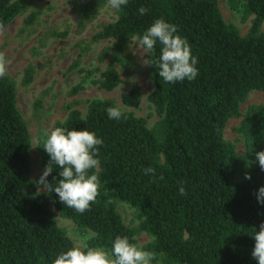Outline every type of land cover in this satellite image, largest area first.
Wrapping results in <instances>:
<instances>
[{
  "label": "trees",
  "instance_id": "obj_1",
  "mask_svg": "<svg viewBox=\"0 0 264 264\" xmlns=\"http://www.w3.org/2000/svg\"><path fill=\"white\" fill-rule=\"evenodd\" d=\"M105 2L83 0L81 19L91 18V8ZM227 3L242 20L251 17L245 35L224 20L218 0H128L120 11L114 10L115 20L90 39H112V62L103 69L86 67L80 62L82 51L73 60L69 68L80 79L70 95L85 83L111 91L120 83L113 62L123 64L128 41L142 37L159 18L177 27L198 60L197 77L174 84L159 77L155 63L148 65L153 84L148 100L158 115L150 126L130 111H122L120 120L109 119L106 109L117 106L110 98L88 99L85 114L75 107L76 100L67 105L55 127L88 130L103 140L97 146L99 165L89 170L101 181L99 195L83 214L63 205L55 192L38 191L31 177V137L17 107L16 83L8 71L0 78V264H52L59 254L76 247L51 206L75 224L84 237V250L98 248L111 255L116 236H127L137 245L136 234L145 231L152 239L141 248L156 253L153 261L163 264H258L252 257L253 235L264 222V205L256 198L264 186V171L255 153L264 151V103H251L243 113L240 103L251 90L264 92V0ZM140 7L148 11L141 15ZM22 8L17 0H0V23L5 26ZM36 15L29 13L24 23L32 24ZM161 47L158 41L151 59L159 58ZM108 54L102 49L98 61ZM33 72L32 65L25 67L23 85L32 81ZM120 98L124 105L137 107L139 86L132 85ZM232 117H241L235 130L243 138V152L223 137ZM44 141L41 136L38 142L46 166L50 156ZM148 167L155 175L144 174ZM59 171L54 166L48 181L61 179ZM119 201L134 208L136 225L124 223Z\"/></svg>",
  "mask_w": 264,
  "mask_h": 264
},
{
  "label": "rangeland",
  "instance_id": "obj_2",
  "mask_svg": "<svg viewBox=\"0 0 264 264\" xmlns=\"http://www.w3.org/2000/svg\"><path fill=\"white\" fill-rule=\"evenodd\" d=\"M17 1L23 8L4 26L3 33L0 34V46L10 62L6 67L16 83L17 107L27 123L31 137L30 169L33 179L38 180L45 169V165L41 162L38 141L41 136L46 140V133L56 128L55 122L65 117L67 105L73 100H76L75 107L82 114L86 112V101L92 97H98L110 98L122 111H130L136 116L144 117L148 126L158 119L154 105L148 100V94L153 88L149 68L148 65L142 64V58L138 52L141 50L137 49L138 46L132 42L134 37L128 41L126 49L122 52V59L125 62L123 64L113 62L120 76L117 87L111 91H105L96 84L85 83L84 89L77 94H69L71 86L80 79L75 70L69 67L81 51L83 54L80 56V62L86 67L99 65L103 69L112 62L111 51L114 47L112 39L90 41L93 32L100 30L116 18L108 2L92 7L93 16L84 20L80 17V6L83 0ZM218 5L224 20L234 24L240 34L245 35L248 32L251 17L242 20L240 14L229 7L227 0H218ZM31 12H36L37 15L32 24L26 25L24 20ZM260 28L264 31V25ZM86 45H88L86 51L82 50ZM104 48L109 51V54L103 61H98V54ZM134 51L136 54H133ZM143 59H147L146 54ZM27 65L33 67V78L29 84L23 85L21 81ZM134 84L138 85L140 90L139 105L126 106L121 102V93ZM251 103H264V92L251 90L245 100L240 103V112L243 113ZM240 119L241 117H232L227 121L223 137L232 142L238 152H243V138L235 130ZM235 179H239L238 175ZM116 206L125 224L138 223L132 206L121 201L117 202ZM51 209L57 223L66 230L74 244L82 247L84 237L78 232L75 224L60 215L53 206ZM151 239L152 237L145 231H139L136 234L139 247L144 246ZM152 264L163 263L157 260L152 261Z\"/></svg>",
  "mask_w": 264,
  "mask_h": 264
},
{
  "label": "clouds",
  "instance_id": "obj_3",
  "mask_svg": "<svg viewBox=\"0 0 264 264\" xmlns=\"http://www.w3.org/2000/svg\"><path fill=\"white\" fill-rule=\"evenodd\" d=\"M128 0H108L109 6L116 11L121 6L127 5ZM148 9L140 7L141 15ZM4 24L0 23V34L3 33ZM162 45L161 55L157 60L150 57L155 55L157 42ZM133 44L142 58L143 65L155 63L159 68V77L165 83H176L187 79L194 80L198 75L196 64L197 57L191 53V47L185 38L177 34V27L159 18L147 29L140 38L134 37ZM136 51L133 54H136ZM148 59H143L144 55ZM10 62L6 59L5 53L0 52V78L5 77L7 65ZM109 119L120 120L123 116L119 106L106 109ZM126 118V117H124ZM46 140L43 148L49 154L48 161L42 175L36 182L38 191L55 192L59 201L76 212L83 214L90 211L91 203L96 201L99 195L100 179L96 174H89V170L99 165V148L103 140L98 138L94 132L88 130L69 131L66 128L56 127L50 133H46ZM259 167L264 171V151L255 153ZM54 166L60 169L59 179L56 183L48 181L47 177L52 173ZM145 175H155V169L148 167L143 169ZM246 179H251L250 174L245 173ZM56 181V177H53ZM42 186V188H41ZM180 194H185V189L179 188ZM258 203L264 205V186H261L256 193ZM255 246L252 257L258 264H264V222L260 224L259 231L254 228ZM156 258L153 251L143 250L134 243L129 242L127 236H116L112 244V252L109 255L102 249H82L79 246L59 254L52 264H152Z\"/></svg>",
  "mask_w": 264,
  "mask_h": 264
}]
</instances>
